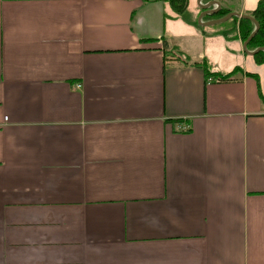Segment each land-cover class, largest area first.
<instances>
[{"label": "crops", "instance_id": "obj_1", "mask_svg": "<svg viewBox=\"0 0 264 264\" xmlns=\"http://www.w3.org/2000/svg\"><path fill=\"white\" fill-rule=\"evenodd\" d=\"M201 12L0 0V264H264V61Z\"/></svg>", "mask_w": 264, "mask_h": 264}, {"label": "trees", "instance_id": "obj_2", "mask_svg": "<svg viewBox=\"0 0 264 264\" xmlns=\"http://www.w3.org/2000/svg\"><path fill=\"white\" fill-rule=\"evenodd\" d=\"M143 1H147V2L161 1L167 3L170 6L171 10L174 12V14L178 16H184L188 8V0H143ZM227 13L228 11L219 8L217 13L212 14L210 17L217 19L225 16ZM247 15L253 17L258 23L257 32L247 43V49L253 51L258 47H264V0H260L256 8ZM224 22L226 23L231 22V27L228 29V31L222 32V34L225 37H229L228 35H230L231 32H235L236 30L242 42H244L251 34V32L254 30V24L249 19L238 18L233 16L225 20ZM234 22H237L236 27L234 26ZM196 26L201 30L203 29V26L198 24L197 22H196ZM227 32L229 34H227ZM165 45L166 44H163V49H165L166 47ZM253 56L257 62L264 61V51L255 52ZM191 64L198 65L199 67L203 68L204 81H210V82L228 80L232 75L236 73V71H238V68H235L228 73H219V72L210 71L205 60H202L201 62L194 61ZM179 121L180 120H176V122Z\"/></svg>", "mask_w": 264, "mask_h": 264}, {"label": "water", "instance_id": "obj_3", "mask_svg": "<svg viewBox=\"0 0 264 264\" xmlns=\"http://www.w3.org/2000/svg\"><path fill=\"white\" fill-rule=\"evenodd\" d=\"M201 1H203V0H197V4H198L199 8L202 9V12L197 17V23L198 24H201L203 26H209V25H213L216 23L224 22L225 20H227L233 16L238 17V18L249 19L254 24V30L251 32V34L248 36V38L243 42V44H242L243 49L246 53L251 54V55H253L255 52H258V51H264V47H258L253 51L247 50L248 41L254 36V34L257 32V29H258V23L253 17L246 15V14H239L237 12H230L221 18L211 19V20L202 22L201 21L202 16L217 13V11L219 9V3L216 0H209L207 3L203 4V3H201ZM210 6L215 7V8L209 9Z\"/></svg>", "mask_w": 264, "mask_h": 264}, {"label": "built area", "instance_id": "obj_4", "mask_svg": "<svg viewBox=\"0 0 264 264\" xmlns=\"http://www.w3.org/2000/svg\"><path fill=\"white\" fill-rule=\"evenodd\" d=\"M180 127L183 129V130H186V126L185 125H182V124H180Z\"/></svg>", "mask_w": 264, "mask_h": 264}, {"label": "rangeland", "instance_id": "obj_5", "mask_svg": "<svg viewBox=\"0 0 264 264\" xmlns=\"http://www.w3.org/2000/svg\"><path fill=\"white\" fill-rule=\"evenodd\" d=\"M220 24V23H219ZM236 25H237V22H234V26L236 27ZM231 33H233V32H231Z\"/></svg>", "mask_w": 264, "mask_h": 264}]
</instances>
